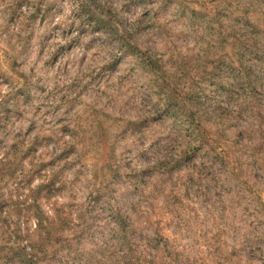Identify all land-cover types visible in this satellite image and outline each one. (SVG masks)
Segmentation results:
<instances>
[{
	"label": "rangeland",
	"instance_id": "374dc122",
	"mask_svg": "<svg viewBox=\"0 0 264 264\" xmlns=\"http://www.w3.org/2000/svg\"><path fill=\"white\" fill-rule=\"evenodd\" d=\"M97 1L123 25L140 22L133 43L158 73L104 33H75L72 0H0V264L37 240L31 192L52 174L40 209L72 224L51 264H171L166 246L177 264H264V177L251 157L264 160V146L235 127L264 116L260 96L234 126L230 110L203 115L196 98L168 113L161 88L208 87L214 101L211 76L230 75L228 54L250 59L251 41L264 39V0ZM40 2L51 17H30Z\"/></svg>",
	"mask_w": 264,
	"mask_h": 264
},
{
	"label": "trees",
	"instance_id": "16d2710c",
	"mask_svg": "<svg viewBox=\"0 0 264 264\" xmlns=\"http://www.w3.org/2000/svg\"><path fill=\"white\" fill-rule=\"evenodd\" d=\"M71 3H73V10L71 13L74 14V19L70 26L72 27L75 23H79L77 29L74 30L75 33L83 32L86 29L96 33H104L106 37L111 38V40L113 39L117 43L118 49L121 52L130 54L133 60L136 59L137 64L142 70L151 73L153 72L154 74L159 72L158 60L149 56L146 53L147 51L142 52V50L133 43V37L136 34L137 27H139V21L123 25L111 8L101 5L97 0H72ZM54 9L55 7L51 3L45 4L44 2H40V4L30 11V17L37 18L41 16V18L46 19L51 17L49 14L52 13ZM61 24L62 23L59 25L61 26ZM251 42L253 49L250 54L253 55L252 58H246L243 60L242 56L239 54H228L231 63L228 65L227 70L230 72V75L228 77H223L221 74L213 75L215 77L211 76L212 79L216 80L209 87L210 93H215L216 95L215 99H213L214 101H211L209 94L206 93L208 87H200L195 91L190 89L188 92H185L184 90L180 91L177 88L176 83H164V86L161 88L165 90L162 91V95L164 96L163 101L165 102L167 112H175L177 108L185 109L188 105L192 107L196 98V100H198L197 107H199L200 110L198 108L196 109L198 112L202 111L203 115L219 116L218 114L230 110L233 117L228 118V123L233 122L234 126L235 122L239 123L241 120L247 119V116L239 118L242 115V107L244 105L253 107L258 106V96H260L259 99L264 103V39L259 43L255 40H252ZM257 62H261L260 64L263 66H256ZM208 101L214 102V105L210 106L211 108L206 107V104L209 103ZM2 109V99H0V110ZM257 118H260L258 122L253 123V121L250 120L247 124L250 130H246L239 125H236L235 127L239 132V136L247 134L248 139H245V141L252 140L256 135L258 140H260L264 146V116H257ZM188 119L189 118L185 121L187 122ZM178 136L182 137V133H179ZM207 139L208 138H206L205 141H207ZM215 143L214 140H209L201 145L206 146L210 151H214L213 147ZM251 157L254 165L255 162H257V159L262 162L260 166L256 168V174L253 177H257L259 172H261L264 177V160H262V152L260 150H253ZM5 164L6 162L2 163L1 166H4ZM53 178L54 174L47 178L48 180H46V183H41L35 188V191L31 192L33 198L31 207L34 209V214L33 216H28L27 221L35 219L34 233L37 240L35 242L29 240V244H26V246H22L21 248L20 246L16 249L10 248L12 253L10 256H7L8 261L12 262L13 257H16L15 262L17 264H51V262H49V255L56 253L59 246L66 243L67 240L63 239L61 233L65 228L70 227L72 224L70 221V213L61 214L60 209H56L55 211L53 210V216H46L41 211V204L38 201L39 194L43 189H47V194L50 193L51 190L53 191ZM2 181L3 180L1 179L0 182ZM7 207L8 209H14V207L15 209H18V205L15 204V202L6 206V208ZM3 208L4 206L1 203L0 214L3 211ZM114 215V220L118 223L120 228V231L118 232L123 238H125L128 233V220L123 215H120L119 212L114 213ZM73 227L74 226L69 228L73 230V234L79 233L76 232ZM31 237L32 235L27 236V238ZM172 250L173 249L170 250L166 246V252L168 251L167 254L172 261L171 264H177L179 262V257L176 252ZM251 250L253 251V248H251ZM259 262L263 263L264 257L259 258Z\"/></svg>",
	"mask_w": 264,
	"mask_h": 264
},
{
	"label": "clouds",
	"instance_id": "9594fccd",
	"mask_svg": "<svg viewBox=\"0 0 264 264\" xmlns=\"http://www.w3.org/2000/svg\"><path fill=\"white\" fill-rule=\"evenodd\" d=\"M3 23V21H0V24H2Z\"/></svg>",
	"mask_w": 264,
	"mask_h": 264
}]
</instances>
